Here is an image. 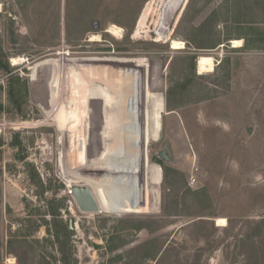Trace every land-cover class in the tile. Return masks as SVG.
<instances>
[{
	"label": "rangeland",
	"instance_id": "374dc122",
	"mask_svg": "<svg viewBox=\"0 0 264 264\" xmlns=\"http://www.w3.org/2000/svg\"><path fill=\"white\" fill-rule=\"evenodd\" d=\"M160 2L0 0V264H264V0Z\"/></svg>",
	"mask_w": 264,
	"mask_h": 264
},
{
	"label": "bare ground",
	"instance_id": "6f19581e",
	"mask_svg": "<svg viewBox=\"0 0 264 264\" xmlns=\"http://www.w3.org/2000/svg\"><path fill=\"white\" fill-rule=\"evenodd\" d=\"M184 1L185 0H162V3L160 2L161 8L159 9L158 13L156 14L157 15L156 28L154 27L155 30H153V31H154L155 35L158 37V40H163V39L168 40L172 49H183L185 47L184 42L182 40L180 41L177 39H173V38L169 37L167 34V32L169 31V27H168L169 17L173 14V12L177 8L182 7V5L184 4ZM150 10H151L150 5L147 6V8H145V10L142 13L141 18L138 22V25L135 29L134 35H138V33H140V29L145 26V23H146V21L149 17V14H150ZM116 32H120V31L115 30L112 32V34L115 35ZM98 36L99 35L93 34L90 36L89 40L95 41V40L99 39ZM139 36H141V35H139ZM232 46L233 47L240 46V40H237V39L232 40ZM11 61H12V64H20L21 62L24 61V59L20 58V57H13L11 59ZM53 61H54V59H52L51 64H54ZM214 61H215L214 57H212L211 55L210 56L201 55L200 57H198V60H197L198 70H200L201 68H209V69L212 68L214 66ZM51 90H53V89H51ZM129 154H130V151H129ZM90 187L93 189L92 186H90ZM95 194H97V193L95 192ZM118 201L119 202L121 201V197L119 198V196H118ZM216 223L219 226H224L226 224V221L223 217H218V218H216Z\"/></svg>",
	"mask_w": 264,
	"mask_h": 264
},
{
	"label": "water",
	"instance_id": "95a60500",
	"mask_svg": "<svg viewBox=\"0 0 264 264\" xmlns=\"http://www.w3.org/2000/svg\"><path fill=\"white\" fill-rule=\"evenodd\" d=\"M159 156L167 160H172V157L168 155L166 148L162 149V151L159 153ZM70 191L78 208L82 212H100L101 209L98 199L96 198L95 192L91 187L85 184L73 185L71 186ZM139 198V201L144 203L143 194H140Z\"/></svg>",
	"mask_w": 264,
	"mask_h": 264
},
{
	"label": "built area",
	"instance_id": "2783aa9c",
	"mask_svg": "<svg viewBox=\"0 0 264 264\" xmlns=\"http://www.w3.org/2000/svg\"><path fill=\"white\" fill-rule=\"evenodd\" d=\"M195 181V178L193 177V178H191V183H193Z\"/></svg>",
	"mask_w": 264,
	"mask_h": 264
},
{
	"label": "crops",
	"instance_id": "0c3cea01",
	"mask_svg": "<svg viewBox=\"0 0 264 264\" xmlns=\"http://www.w3.org/2000/svg\"><path fill=\"white\" fill-rule=\"evenodd\" d=\"M159 127V126H158ZM158 130H159V128H158ZM155 135V134H154ZM122 147H123V145H122ZM123 152V151H122Z\"/></svg>",
	"mask_w": 264,
	"mask_h": 264
},
{
	"label": "trees",
	"instance_id": "16d2710c",
	"mask_svg": "<svg viewBox=\"0 0 264 264\" xmlns=\"http://www.w3.org/2000/svg\"><path fill=\"white\" fill-rule=\"evenodd\" d=\"M0 65H2V64H0ZM4 65V64H3ZM6 66V65H5Z\"/></svg>",
	"mask_w": 264,
	"mask_h": 264
}]
</instances>
